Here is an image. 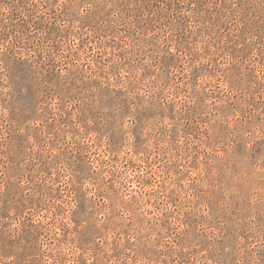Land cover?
I'll use <instances>...</instances> for the list:
<instances>
[{
	"label": "rangeland",
	"instance_id": "1",
	"mask_svg": "<svg viewBox=\"0 0 264 264\" xmlns=\"http://www.w3.org/2000/svg\"><path fill=\"white\" fill-rule=\"evenodd\" d=\"M0 264H264V0H0Z\"/></svg>",
	"mask_w": 264,
	"mask_h": 264
}]
</instances>
